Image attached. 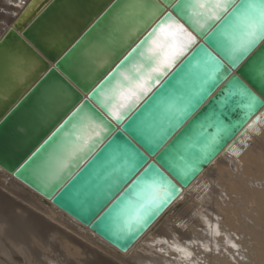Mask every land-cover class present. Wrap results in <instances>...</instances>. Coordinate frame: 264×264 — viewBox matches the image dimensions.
I'll use <instances>...</instances> for the list:
<instances>
[{"label": "water", "instance_id": "water-1", "mask_svg": "<svg viewBox=\"0 0 264 264\" xmlns=\"http://www.w3.org/2000/svg\"><path fill=\"white\" fill-rule=\"evenodd\" d=\"M0 2V14L7 19L4 31L0 34V169L30 189L41 198L44 204L54 207L64 216L89 228L99 238L121 252L129 250L175 202L182 191L140 233L119 244L97 227L98 221L104 215L103 212L97 216L95 206L88 203L77 204L67 198L62 199V193L106 152L113 141L121 145L129 144L144 153L147 163L140 168V172H143L149 164L156 163L157 167L183 190L190 186L199 175L187 186L183 185L166 167L167 163L174 162L175 149L172 153L165 155L181 133L197 117H200V124L212 122L213 117L221 111L218 104L213 105V101L233 77L238 78L264 101V93L258 90L259 82L256 81V88L252 87L249 83V79H253L252 70L246 68L257 54L264 56V41L258 43L255 50L238 67H233L217 47L222 45V40L216 36L219 30L217 26L224 27L220 21L209 20L211 27L205 34H201L182 19L173 7L165 5L164 0H148L152 4H160L163 7V13L154 20H149L147 16L141 18L140 13L132 8L140 0H0ZM193 2L194 0H189V3ZM172 3H176V0H172ZM235 3H240V0H235ZM199 11L204 10L199 9ZM169 13L196 36L197 45L178 58L167 76L160 78V85H167L170 82L172 85L165 94H178L177 90L195 93L199 89L200 80L195 67L184 72L179 71L199 50V47L207 49L221 61L223 68L219 74L227 75V79L223 80V83H220L219 87L208 96L179 132L153 155L145 147L144 142L151 143L155 147L156 133L166 122L160 103L154 102L156 97L165 90L154 85L152 90L136 103L123 122L112 118L103 104H112L115 109V105L120 103L118 97L115 101L109 99L112 95L110 89L115 90L118 84L120 86L126 84L122 76H116L118 71H122L124 75L131 78L148 67V62L143 56H136L133 53L132 57H129V53H132L140 41ZM207 15L206 12L205 17ZM203 56L204 54L201 53V57ZM125 57L129 59L125 60ZM20 58L23 62H19ZM31 60L36 62L37 68L26 73L20 80L18 74L21 68ZM196 63V61L193 62L194 65ZM258 63L259 60H257ZM98 92L99 96L96 95ZM82 105L85 106V111L94 114L96 121L106 125L98 136L101 142L91 156L80 164L65 187L49 198L47 193L38 187L40 181L33 175V168L39 164L40 159L46 158L51 152L49 145L54 139L53 134L56 129ZM223 111L226 114L220 119L225 125H235V127L231 129L234 135L223 144L219 154L236 139L247 122L259 112L257 111L244 123V114L240 109L234 112H229L227 109ZM215 131L213 127L204 129L206 134H212ZM84 134L87 137L92 135L87 126L84 128ZM192 135L193 132H190L180 142L181 145ZM190 151L196 152L198 147L194 146ZM33 161H36V164H33ZM211 163L201 165L202 171ZM30 165L32 167H29ZM140 172L136 175L138 176ZM109 223L113 231L121 228L118 220Z\"/></svg>", "mask_w": 264, "mask_h": 264}, {"label": "snow or ice", "instance_id": "snow-or-ice-1", "mask_svg": "<svg viewBox=\"0 0 264 264\" xmlns=\"http://www.w3.org/2000/svg\"><path fill=\"white\" fill-rule=\"evenodd\" d=\"M164 3L168 7H173L182 19L201 34H205L211 27L209 20L220 21L224 27L217 26L219 30L216 36L220 37L222 45L217 47L233 67H238L255 50L258 43L264 41V0H240L238 4L235 0H194L193 3H189V0L183 2L176 0V3H172V0H164ZM132 8L140 13L141 18L147 16L149 20H154L163 13L160 4H152L148 0H140ZM206 12L207 17H205ZM195 45H197L196 36L169 13L140 41L132 53H129V57H132L133 53L136 56H143L148 62V67L131 78L118 71L116 76H122L126 84L124 86L118 84L115 90L110 89L112 95L109 99L115 101L118 97L120 103L115 105V109L112 104H103L112 118L123 122L136 103L146 96L154 85L165 90L154 102L160 103L166 122L156 133L155 147L151 143L144 142L145 147L153 155L179 132L208 96L227 79V75L219 74L223 68L221 61L207 49L199 47V50L179 70L184 72L195 67L200 80L199 89L195 93L177 90L178 94H165L172 85L171 82L160 85V78L167 76L178 58ZM201 53L204 54L203 57ZM129 57H125V60ZM257 60H259L258 64ZM194 61L197 62L195 65ZM246 68L252 70L253 79H249V83L256 88L258 81L260 85L258 90L264 93V56L257 54ZM96 95L99 96V92ZM216 104L220 106L221 111L213 117L210 124H200V117H197L165 152V155H168L175 149L174 162L167 163L166 167L185 186L199 175L202 171L201 165L211 163L219 154L223 144L234 135L231 129L235 125H225L220 119L226 114L224 109L229 112L240 109L244 114L243 122L246 123L260 108H264V101L236 77H233L214 99L213 105ZM85 126L92 133L91 137L84 134ZM104 127L106 125L96 121L94 114L85 111V106L82 105L56 129L53 134L54 139L49 145L51 152L46 158H38L39 164L33 161V164H36L33 175L40 181L38 187L46 192L49 198L65 187L80 164L95 151L96 146L101 142L98 139L99 133ZM207 127L215 128V133L206 134L204 129ZM190 132H193V135L181 145L180 142ZM194 146L198 147V151H190ZM145 163L147 158L139 149L113 141L106 152L62 193L61 198H67L77 204L88 203L95 206V215L104 213L97 223L98 228L105 231L118 244L130 240L150 224L182 191L163 170L157 167L156 163L149 164L143 172H140V168H143ZM137 172H140L138 176ZM113 220L121 223L120 229L112 230L109 222ZM232 247L235 248L236 245L233 244Z\"/></svg>", "mask_w": 264, "mask_h": 264}, {"label": "bare ground", "instance_id": "bare-ground-1", "mask_svg": "<svg viewBox=\"0 0 264 264\" xmlns=\"http://www.w3.org/2000/svg\"><path fill=\"white\" fill-rule=\"evenodd\" d=\"M159 219L121 252L0 172V264H264V108Z\"/></svg>", "mask_w": 264, "mask_h": 264}, {"label": "rangeland", "instance_id": "rangeland-1", "mask_svg": "<svg viewBox=\"0 0 264 264\" xmlns=\"http://www.w3.org/2000/svg\"><path fill=\"white\" fill-rule=\"evenodd\" d=\"M19 62H23V59H19ZM23 68H24V66L21 68V70H20V73L18 74V77L20 78V76L23 74V72H22V70H23ZM0 172H3V170L1 171V169H0ZM5 172V171H4ZM3 179V178H2ZM18 191H20V190H18ZM161 223V220L160 219H158L157 220V222L153 225V226H155V225H157V226H163L162 224H160ZM148 238V237H147ZM168 249V248H167ZM169 251H172L170 248L168 249Z\"/></svg>", "mask_w": 264, "mask_h": 264}]
</instances>
